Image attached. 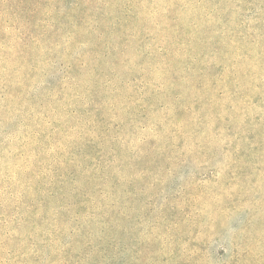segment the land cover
Returning a JSON list of instances; mask_svg holds the SVG:
<instances>
[{
  "label": "rangeland",
  "instance_id": "rangeland-1",
  "mask_svg": "<svg viewBox=\"0 0 264 264\" xmlns=\"http://www.w3.org/2000/svg\"><path fill=\"white\" fill-rule=\"evenodd\" d=\"M0 264H264V0H0Z\"/></svg>",
  "mask_w": 264,
  "mask_h": 264
}]
</instances>
